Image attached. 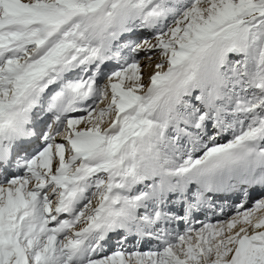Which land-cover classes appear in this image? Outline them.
Here are the masks:
<instances>
[{
    "label": "snow or ice",
    "instance_id": "1",
    "mask_svg": "<svg viewBox=\"0 0 264 264\" xmlns=\"http://www.w3.org/2000/svg\"><path fill=\"white\" fill-rule=\"evenodd\" d=\"M0 264H264V0H0Z\"/></svg>",
    "mask_w": 264,
    "mask_h": 264
},
{
    "label": "rangeland",
    "instance_id": "2",
    "mask_svg": "<svg viewBox=\"0 0 264 264\" xmlns=\"http://www.w3.org/2000/svg\"><path fill=\"white\" fill-rule=\"evenodd\" d=\"M144 55H145L144 53H141V57H144Z\"/></svg>",
    "mask_w": 264,
    "mask_h": 264
}]
</instances>
